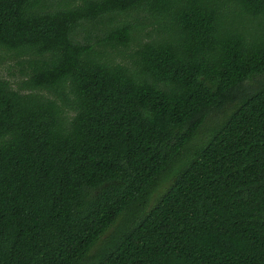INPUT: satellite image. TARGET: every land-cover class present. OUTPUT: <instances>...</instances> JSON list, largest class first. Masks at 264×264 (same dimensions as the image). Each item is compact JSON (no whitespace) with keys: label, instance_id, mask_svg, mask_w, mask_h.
Returning <instances> with one entry per match:
<instances>
[{"label":"trees","instance_id":"trees-1","mask_svg":"<svg viewBox=\"0 0 264 264\" xmlns=\"http://www.w3.org/2000/svg\"><path fill=\"white\" fill-rule=\"evenodd\" d=\"M0 264H264V0H0Z\"/></svg>","mask_w":264,"mask_h":264},{"label":"rangeland","instance_id":"rangeland-1","mask_svg":"<svg viewBox=\"0 0 264 264\" xmlns=\"http://www.w3.org/2000/svg\"><path fill=\"white\" fill-rule=\"evenodd\" d=\"M3 76L6 78H10L11 80L15 81L14 77H9L6 71H3Z\"/></svg>","mask_w":264,"mask_h":264}]
</instances>
